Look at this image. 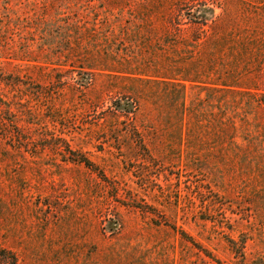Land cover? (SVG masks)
I'll return each instance as SVG.
<instances>
[{
	"label": "rangeland",
	"instance_id": "obj_1",
	"mask_svg": "<svg viewBox=\"0 0 264 264\" xmlns=\"http://www.w3.org/2000/svg\"><path fill=\"white\" fill-rule=\"evenodd\" d=\"M21 1H0V71L20 79L0 82V248L16 264H264V51L240 64L234 96L211 91L207 63L194 81L183 79L195 63L160 64L146 36L160 20L135 0L131 11ZM231 12L264 35V11ZM177 81L190 114L167 102ZM127 98L129 117L114 102Z\"/></svg>",
	"mask_w": 264,
	"mask_h": 264
},
{
	"label": "trees",
	"instance_id": "obj_2",
	"mask_svg": "<svg viewBox=\"0 0 264 264\" xmlns=\"http://www.w3.org/2000/svg\"><path fill=\"white\" fill-rule=\"evenodd\" d=\"M3 1L5 2L3 10L12 11L9 7L12 0ZM93 1L95 0H34L30 2L29 11H115V9L123 11L125 7L130 11L136 10V5L132 7L128 4L130 0H96L97 4L92 3ZM134 2L140 7L139 10L151 11L154 13L152 18L158 17L160 20L159 27H154L160 30V34H157L153 30L154 28H149L146 34V36H153L159 44L157 49L163 51V59L160 64L163 63L164 67L168 65L169 68H174L170 65V61H174V57L170 54H176L183 64L195 63V69H191L189 75H186L188 79L183 80L194 81V75L200 74L201 67L207 63V69L213 74V82H210L213 85L211 91L223 87L228 94L235 96L239 93V88H242V72L248 71L246 68L240 69V64L244 65L248 59L249 61L261 59L259 57L264 51V35L250 33L248 24H246L249 16L241 19L231 11H264V0H135ZM217 10L220 12L216 13ZM142 15L144 16V13ZM134 19L137 20L134 23L135 28L140 26L137 31L133 32V35H130V39L134 38L140 44V33L145 18L141 17V12L138 11L135 13ZM0 23L2 24L0 25V35H6L9 29V18L5 22L0 21ZM254 30L257 31V29ZM254 46L258 51L254 49ZM170 50L171 53H169ZM178 51H181L182 55L178 54ZM127 73L133 74L128 71ZM14 79L20 81L11 73L4 74L0 71V82L8 85L19 84L14 82ZM133 79L135 78L133 77ZM137 80L145 81L140 77ZM178 81L170 84L173 89L169 90L170 100L167 98V102H174L178 106V99H180L179 106L181 105V109L187 115L192 113L194 108L191 105L188 107L185 105L184 85ZM114 102L116 110L128 117L130 114L134 115L138 109V103L132 98L124 99L123 102L120 100ZM9 103L0 94V105L7 106L8 109ZM130 119L133 117L131 116ZM133 130L137 132L136 134H140L135 126ZM5 136H11V134ZM68 151L73 156L70 157L73 162L82 163L90 168L94 166L88 158L77 155L76 151L71 149ZM2 260L4 261L2 262ZM0 264H16L14 253L0 248Z\"/></svg>",
	"mask_w": 264,
	"mask_h": 264
}]
</instances>
